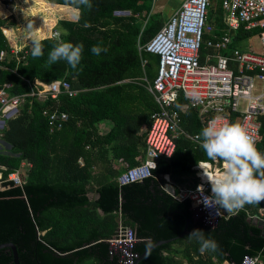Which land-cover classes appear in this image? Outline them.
I'll list each match as a JSON object with an SVG mask.
<instances>
[{
	"label": "trees",
	"instance_id": "obj_1",
	"mask_svg": "<svg viewBox=\"0 0 264 264\" xmlns=\"http://www.w3.org/2000/svg\"><path fill=\"white\" fill-rule=\"evenodd\" d=\"M91 3L77 22L65 0H0V83L10 82L8 93L37 90L55 78H65L76 89L73 95L59 92L45 99L25 94L18 112L0 128L1 140L8 143V149L0 151L1 176L20 160L29 162L20 186L2 182L0 242L14 244L19 264H121L116 253L108 252L106 240L120 222L133 229L137 254L154 239L171 237L134 264H221L224 259L238 260L243 253L256 255L257 264H264V236L246 220L258 207L264 209V201L227 212L210 226L192 216L188 198L174 196L180 183H195L191 165L208 159L200 144L186 135L179 133L171 155L159 156L151 169L158 176L168 173L171 193L164 189L162 178L117 182L121 170L142 159L145 130L157 108L145 84L156 73L158 55L138 46L166 19L152 8V0ZM125 9L127 13L114 12ZM223 15L220 0L214 6L209 0L206 21L213 25L215 36L222 32ZM18 17L34 28L37 21H55L60 39L82 43L78 68L73 70L64 61L48 63V54L58 42L49 33L39 36L44 45L39 58L31 55V40L11 51L6 36L20 42ZM85 23L91 26L85 28ZM251 33L238 26L232 37L236 41ZM94 45L107 51L94 55ZM208 50L201 42L199 58ZM184 101L179 92L176 107ZM43 108L65 111L67 117L59 127L49 129ZM235 117L236 112L230 114V123ZM179 125L198 134L203 127L197 107L187 104L180 110ZM260 132L255 141L259 151L263 128ZM187 218L186 229L179 234ZM195 228L215 240L218 249L201 253L200 244L188 238ZM0 264H13L10 247H0Z\"/></svg>",
	"mask_w": 264,
	"mask_h": 264
},
{
	"label": "built area",
	"instance_id": "obj_2",
	"mask_svg": "<svg viewBox=\"0 0 264 264\" xmlns=\"http://www.w3.org/2000/svg\"><path fill=\"white\" fill-rule=\"evenodd\" d=\"M209 0H182L168 15L158 30L141 46L144 50L158 55L156 73L151 81L145 84L152 95L157 108L150 114V122L146 127L143 157L140 161L126 166L116 175L119 184L140 180L152 176L157 182L159 178L169 181L166 172L154 175L150 164L159 156H170L175 137L182 133L191 140L197 133L184 131L179 125V111L187 104L197 107L199 120L204 128L210 121L230 123V114L236 112L232 123H239L251 136L254 143L264 128V0H220L224 10L222 32L215 36L213 25L206 21V9ZM54 23L52 24V26ZM12 26V25H10ZM251 29L257 26L260 50L241 48L233 43L232 33L238 27ZM2 30V25H1ZM3 32V31H2ZM58 29L51 28L49 36L55 37ZM4 34V33H3ZM5 35V34H4ZM6 36V35H5ZM11 51H16V44L7 36ZM240 39H238L239 41ZM209 50L199 58V45L203 42ZM2 51L0 50V56ZM144 61V59H142ZM254 78L261 80L258 90L254 91ZM9 81L0 83V128L5 120L18 112V107L25 94L40 99L54 98L59 92L73 95L76 89L71 88L65 78H55L37 90L30 89L25 93H8ZM186 98V102L176 107L178 93ZM49 129L57 128L66 119L62 110L43 108ZM264 130V129H263ZM264 152V135L260 147ZM223 161L199 159L191 165L196 181L193 185L178 186L175 197L188 198L192 216L199 218L204 224L213 226L223 215V210L207 208L202 203V194L198 186H202L203 196L211 195V179L223 169ZM29 162L25 159L9 170L3 180L13 185H21L23 172ZM0 168H4L0 164ZM7 185V184H6ZM264 221V209L258 207L253 214ZM108 252L116 253L121 264H131L137 256L134 250L136 237L130 226L117 224L112 235L106 238ZM256 255L243 253L238 260L224 259L221 264H257Z\"/></svg>",
	"mask_w": 264,
	"mask_h": 264
},
{
	"label": "clouds",
	"instance_id": "obj_3",
	"mask_svg": "<svg viewBox=\"0 0 264 264\" xmlns=\"http://www.w3.org/2000/svg\"><path fill=\"white\" fill-rule=\"evenodd\" d=\"M65 5L71 10L73 19L80 20L83 10L92 8L91 0H65ZM85 28L91 25L85 23ZM30 31L32 24L27 25ZM67 35L65 31L63 33ZM61 33L56 34L58 41L48 54V63L55 64L64 61L75 70L80 65L83 53V44L65 42L60 39ZM31 55L39 58L44 55V45L39 37L32 36ZM107 49L100 45H94L91 52L99 56ZM195 139L200 142V147L210 160L223 161V169L211 179L205 174L211 184V195L203 196L202 186L198 191L202 194V203L207 208L225 212H235L245 204L259 203L264 201V152L255 146L251 136L239 123H218L213 119L196 135ZM151 169L156 164L151 162ZM189 240H195L200 244V252L216 251L218 244L215 240L206 238L203 230L195 228L188 234Z\"/></svg>",
	"mask_w": 264,
	"mask_h": 264
},
{
	"label": "rangeland",
	"instance_id": "obj_4",
	"mask_svg": "<svg viewBox=\"0 0 264 264\" xmlns=\"http://www.w3.org/2000/svg\"><path fill=\"white\" fill-rule=\"evenodd\" d=\"M181 1L182 0H152V8L154 7V9H156V11H158L163 16V18L166 19L168 15L171 13V11L176 6H178V4ZM218 1L219 0H210L211 6H214V4H218ZM53 23L55 24V21H53ZM51 28H56V27L55 25L52 26V23L47 21H37L35 24V30L33 35L39 37L42 34L50 33ZM258 29L259 28L257 26L251 28L252 33L242 38L240 42H238L239 46L244 49H247L248 47H252L257 51L260 50ZM17 44L20 45L21 42H18ZM260 83L261 80L254 78V91L258 90ZM1 139L2 138L0 137V151H5L8 149L7 148L8 146ZM88 194L89 196L92 195L90 191L88 192ZM223 214H227V212L223 210Z\"/></svg>",
	"mask_w": 264,
	"mask_h": 264
},
{
	"label": "water",
	"instance_id": "obj_5",
	"mask_svg": "<svg viewBox=\"0 0 264 264\" xmlns=\"http://www.w3.org/2000/svg\"><path fill=\"white\" fill-rule=\"evenodd\" d=\"M114 12L116 13H127L128 11L125 10H114ZM7 146L8 143L3 141ZM166 190L171 193L172 190V186L170 184H167L166 186ZM246 220L251 222L252 224H255L257 227L260 228V233L262 236H264V221L261 218H258L254 215H247L246 216ZM189 221V218H187L183 224L182 230L180 231L179 234H181L182 232L185 231L186 229V225L187 222ZM171 237L168 238H158V239H154L148 246H146L139 254H137V256L134 258V260L132 261L131 264H134L139 258H141L150 248H152L153 246L163 243V242H167L168 240H170ZM1 246H8L11 249V255H12V262L13 264H19L18 259H17V252L15 249L14 244L11 241H5V242H0V247Z\"/></svg>",
	"mask_w": 264,
	"mask_h": 264
},
{
	"label": "bare ground",
	"instance_id": "obj_6",
	"mask_svg": "<svg viewBox=\"0 0 264 264\" xmlns=\"http://www.w3.org/2000/svg\"><path fill=\"white\" fill-rule=\"evenodd\" d=\"M27 25H28V22L22 21L20 19V17H18L17 34H19V37L21 38V39H19L20 42L29 41V40H31V37L33 36L35 28L33 27L34 30L30 31L28 29Z\"/></svg>",
	"mask_w": 264,
	"mask_h": 264
},
{
	"label": "crops",
	"instance_id": "obj_7",
	"mask_svg": "<svg viewBox=\"0 0 264 264\" xmlns=\"http://www.w3.org/2000/svg\"><path fill=\"white\" fill-rule=\"evenodd\" d=\"M244 38V37H243ZM242 39V38H241ZM240 39V40H241ZM240 40L238 41V40H236V41H234V39H233V45L234 44H237L238 46H239V44H238V42H240ZM240 47V46H239ZM248 48H251V49H254V48H252V47H248ZM255 50V49H254ZM255 51H257V50H255ZM185 102V101H184ZM183 103V102H182ZM183 110V109H182ZM108 125V121H105V122H103V130L104 129H106V126ZM263 128V127H262ZM264 129V128H263ZM167 184H170L171 186L173 185L172 184V181H171V179H170V177H169V181H165V183H164V189L166 190V186H167ZM188 184L187 183H180V185L179 186H187ZM167 191V190H166ZM91 192V196H95V194H94V192H92V191H90ZM168 192V191H167ZM223 263H224V260H223Z\"/></svg>",
	"mask_w": 264,
	"mask_h": 264
}]
</instances>
